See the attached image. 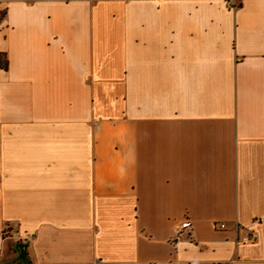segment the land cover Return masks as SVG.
Instances as JSON below:
<instances>
[{
    "label": "crops",
    "instance_id": "1",
    "mask_svg": "<svg viewBox=\"0 0 264 264\" xmlns=\"http://www.w3.org/2000/svg\"><path fill=\"white\" fill-rule=\"evenodd\" d=\"M18 240L264 264V0H0V257Z\"/></svg>",
    "mask_w": 264,
    "mask_h": 264
},
{
    "label": "rangeland",
    "instance_id": "2",
    "mask_svg": "<svg viewBox=\"0 0 264 264\" xmlns=\"http://www.w3.org/2000/svg\"><path fill=\"white\" fill-rule=\"evenodd\" d=\"M6 250L0 257V264H28L26 244L23 241H12Z\"/></svg>",
    "mask_w": 264,
    "mask_h": 264
},
{
    "label": "built area",
    "instance_id": "3",
    "mask_svg": "<svg viewBox=\"0 0 264 264\" xmlns=\"http://www.w3.org/2000/svg\"><path fill=\"white\" fill-rule=\"evenodd\" d=\"M214 227L217 228V229H224L225 228V225L224 224H214ZM188 228V226H184V227H179L177 228V231L176 233L177 234H180L182 232L183 229H186ZM255 238V235L251 238V239H254Z\"/></svg>",
    "mask_w": 264,
    "mask_h": 264
},
{
    "label": "trees",
    "instance_id": "4",
    "mask_svg": "<svg viewBox=\"0 0 264 264\" xmlns=\"http://www.w3.org/2000/svg\"><path fill=\"white\" fill-rule=\"evenodd\" d=\"M1 65L3 66V68H7V62H5L4 59H1ZM28 258V257H27ZM28 264H32L29 260H28Z\"/></svg>",
    "mask_w": 264,
    "mask_h": 264
}]
</instances>
